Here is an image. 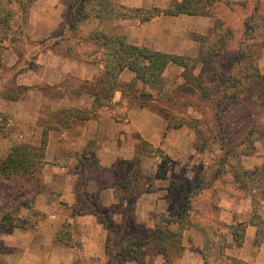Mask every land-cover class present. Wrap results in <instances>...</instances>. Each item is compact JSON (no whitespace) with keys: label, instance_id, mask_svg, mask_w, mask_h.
I'll return each mask as SVG.
<instances>
[{"label":"trees","instance_id":"trees-1","mask_svg":"<svg viewBox=\"0 0 264 264\" xmlns=\"http://www.w3.org/2000/svg\"><path fill=\"white\" fill-rule=\"evenodd\" d=\"M34 1L36 0H0V67L3 69L5 66L2 53L7 47L2 43L7 40L16 43L22 37H27L29 12ZM221 11L225 14H221ZM181 14L213 19L207 33L196 38L199 47L195 57L137 45L127 41L125 35L109 34L93 23L95 20L101 23L129 18H137L144 22L160 15ZM34 41L38 44L51 42L54 49L63 44L65 56L103 66V71L91 81L76 78L80 81L78 85H64L67 90L74 89L91 97L90 108L75 110V115L77 114L75 117L81 122L95 118L98 109L111 104L116 92H120L121 97L126 98L129 103L160 114L167 123L166 130L178 129L184 123L173 122V118H170L173 115L170 109L172 106L181 105L186 109L190 107L194 109L193 105L179 100L184 94L202 98L207 101L208 108H212L218 114L220 108L228 103L253 104L251 106L255 108L264 104V74L260 72L257 61V50L264 47V0H171L168 8L127 7L115 0H67L57 28L49 36ZM171 63L184 68L183 82L176 88H172L171 82L163 76L164 70ZM125 72L133 75L129 81L121 79ZM72 77L68 75L66 78ZM59 86L62 87L56 84L38 86L37 89L55 93ZM56 96L58 98L62 94ZM67 114L74 116L71 110ZM212 120L215 121V128H206L208 135L213 139H221L219 135L226 128V123L219 116ZM48 130H42L39 145L24 142L15 144L0 159V200L3 202L0 207V229L10 227L26 231L35 228L43 217L36 204L39 195L45 193L42 171ZM257 132L256 138L253 137L250 142L258 139L264 141V127L252 126L240 142L244 143V140ZM197 133L202 137L204 131L198 129ZM139 140L152 147L140 137ZM88 143V147L85 146L78 158L77 168L80 167V170L76 174L79 176L75 179V188L80 205L74 212L96 214L108 233L103 258L77 256L73 264H124L131 260L141 262L140 256L149 248L162 255L168 264H174L184 250V231L191 228L197 229L203 236L204 244L200 250L203 264H249L227 254V250L233 245L243 244L247 225L245 222L227 224L219 222L215 215L218 220L213 219V216L201 215L198 210L193 212L194 208H199L198 196L209 186L208 183L202 184V181L190 186L189 181L178 179L164 188L167 191V202L171 203L175 198V206L170 212L158 216L146 240L138 238L132 229L126 227L127 231L124 232L125 229H122L124 226L120 227V223L102 218L97 198L99 188L109 185L117 188L118 207L107 209L119 210L124 218L128 216L126 208L132 211L137 197L155 192L159 188L152 182L148 184L144 182L142 171L138 166H134L133 162L117 161L112 166H102L93 161L88 165V160L84 158L92 157L90 154L92 141ZM231 149L232 147L228 148L227 154L232 151ZM155 150L161 151L159 148ZM253 152L252 144L249 149L240 153L247 156ZM161 157L163 160L166 159L162 152ZM225 159L223 157V162ZM223 167L222 164L215 177L222 173L220 170ZM241 175L245 176L244 180L241 179ZM89 179H95L97 185V190L90 199L86 191ZM231 180L233 186L238 185L245 191L246 196H250L249 223L256 228L253 243L259 245L264 236V218L258 209L264 193L260 192L259 198L256 191H264V162L253 169L240 166L239 170L232 172ZM187 187L189 190L185 191ZM124 204L127 205L126 208ZM213 208V212L218 209L216 206ZM116 229L119 232H116ZM55 241L74 245L69 224H63ZM5 251L7 249L2 250Z\"/></svg>","mask_w":264,"mask_h":264},{"label":"rangeland","instance_id":"rangeland-1","mask_svg":"<svg viewBox=\"0 0 264 264\" xmlns=\"http://www.w3.org/2000/svg\"><path fill=\"white\" fill-rule=\"evenodd\" d=\"M66 1L67 0H56L57 5L60 7V17L65 8ZM115 1L119 4L125 3L127 7L130 6L128 3L132 2V0ZM221 14L225 13L221 11ZM49 18L51 17L49 16ZM209 22V19L206 17L189 15L182 16L178 19L159 17L147 23H140L137 18H129L124 21L121 19H113L101 23L95 20L93 23L109 34L125 35L127 41L131 43L147 46L150 49L166 53L195 57L199 47V41L198 39L196 40V38L207 33L208 29L212 26H209ZM26 34L27 37H22V39L16 43H11L8 40L2 43V45L7 48L2 53L5 68L3 69L0 67V159L5 156L15 144L24 142L36 146L39 145L43 129L50 130L66 128L68 132L71 133L70 136L68 135V138H73L75 134L73 126L76 125L75 123H81V121L75 117L77 115H75V110L90 108L91 97L84 93L81 94L74 89H65V84L76 86L80 82L76 78H83L77 74L73 75L70 72L64 74L63 69L68 68L75 73H86L90 71V69L96 67L99 71L96 72L92 79L103 71V66L101 64L86 63L65 56L63 44L57 49H54L51 46V42L43 44L36 43L34 40L39 39L31 38V35L28 32V27L26 29ZM257 61L260 72L264 74V47L258 48ZM183 70V67L172 63L164 70L163 76L171 82L172 88H176L178 84L183 82ZM52 73H55L53 76H55L56 73L62 75L59 82L54 84L47 82L46 75H51ZM68 75L73 77L67 79L66 77ZM132 76L131 73L125 72L121 75V79L122 81H129ZM55 79L57 78L55 77ZM92 79L84 78V80L89 81ZM56 84L62 85V87L59 86V89H57L55 93H49L46 90L43 91L37 89L38 86H54ZM20 87H26L29 89H21ZM53 94H62V96L57 98V96ZM27 100L31 102L30 108H28V106L27 108H22V106L20 107L18 105V102H25ZM179 100H181V102H188L187 104L193 105L194 109L191 107L186 109L181 105V107L172 106L170 108L173 112V115L170 117L173 118V122H184L182 127L178 129H170L175 130L172 133L173 135L170 140L171 143L169 142L167 134L160 139L159 144H152L143 139L137 132L130 133V136H127V133L125 134L121 132L120 136H117V144L116 142L114 144L106 142V150H113L117 146L125 147L126 144H129V146L133 148V158L125 162H133L134 166H138L140 171H142V179H144V182L147 184L152 182L159 189L165 190L164 188L171 185L172 181L178 179L189 181L190 186L198 184L200 181H202V184L204 185L208 183L209 186L205 188L197 198V206L199 208H194L193 212L198 210L201 215H205L206 217L213 216L214 219V215L218 213L217 209L213 212L214 206L217 207L218 205V208L227 211L233 204V214L236 216L240 214V218L243 217L242 215H247L246 198L250 199V196H246L245 191L240 189L238 185L233 186L231 174L234 170H239L240 166L245 168L243 162L245 163L253 156V158L260 156L259 152L264 149L263 140L258 139L253 143L250 142V139L253 137L256 138L258 132L247 140H244V143L240 142L250 127H264V104L262 107L255 108L251 106L253 104L241 103L238 105H232L228 103L220 108L218 114L215 113L216 111L212 108H208L207 101L202 100V98L200 99L199 97L196 98L194 95L184 94L180 96ZM130 106H136L142 113H144L140 114V117L141 121L146 122V124L149 117L153 120L156 119V122L158 121L163 122L165 125L167 124L160 114L151 111L146 107H140L132 102L129 103L126 98L123 99L121 97L120 92L115 93L111 104L101 107L96 113L98 116L100 110H105V112L110 111L112 117L117 122H122L127 119V108ZM31 108H34L35 112ZM69 110H71V113L74 116L67 114ZM33 116L37 118L36 125L39 129V142L38 140L36 141L34 134L33 136L29 135L33 131ZM215 116H219L226 123V128L223 130L222 134L219 135V138L221 139H213V137L208 135L206 130V128H215V121L212 120ZM25 117L29 118V122L23 120ZM150 123L151 122H149V124ZM198 129L204 131L202 137L197 133ZM139 137L142 140L149 142L152 147L142 143L141 140H139ZM103 143L105 142L97 143L96 140L92 141V144L90 143V154L92 157H89V159L84 158V160H88V165L92 164L93 161L98 163L95 157V151L99 149L102 151ZM88 144H86V146ZM252 144L254 146V152L251 155H247L249 156L247 159V156H242L240 152L249 149ZM231 147L232 151L227 154L228 148ZM155 148H159L161 151H156ZM168 148H170L169 152H171V155H168ZM72 151L73 149H71L70 152ZM161 152L166 159H162ZM180 152L184 153L180 155ZM67 154H69V151L64 152L65 157ZM171 157L175 158V160ZM223 157L226 158L224 162L222 160ZM81 163V165H83V162ZM222 164L224 166L220 170L222 173L215 177L217 170ZM126 167L128 168L129 166ZM44 176L45 172L43 167L42 180L45 184V193L40 194L38 200H42L50 193V187L46 183V177ZM78 176H75V179ZM241 179L244 180L245 176L241 175ZM186 190H189V187L185 188V191ZM260 192L264 193L263 190H257L256 195ZM230 193L234 195L231 196ZM260 195L261 194H259V198ZM175 200L176 199L173 198L170 203L171 210L175 206ZM263 201L264 198H260L258 209L260 213ZM2 203L3 202L0 200V207H2ZM161 213L166 212L156 213L154 222ZM261 215L264 218V214L261 213ZM219 222L226 223L225 221ZM3 229L4 228L0 229V251L5 249L3 239H1L3 236ZM122 229H125L124 232L127 231L125 227ZM119 231H121V229ZM119 231L116 229V232ZM132 231L138 238L143 240L149 238L147 235L149 232L146 224L138 228L135 225L133 226ZM194 246L195 243L192 242L191 246L187 248L193 249ZM185 248L186 247L184 246V249ZM6 249L8 252L11 250L17 251L16 248ZM14 255H16V253H13V256ZM156 255L157 254L154 250L149 248L140 256L141 262L137 263L161 264V259H158Z\"/></svg>","mask_w":264,"mask_h":264},{"label":"crops","instance_id":"crops-1","mask_svg":"<svg viewBox=\"0 0 264 264\" xmlns=\"http://www.w3.org/2000/svg\"><path fill=\"white\" fill-rule=\"evenodd\" d=\"M170 1L171 0H132V2L128 3V5H130L128 7L156 6L159 8H168ZM122 4L127 6L125 3ZM49 16L52 19L49 18ZM182 16L189 15H160L148 21H144L143 23L150 22L159 17L178 19ZM206 18L209 19V26H211L212 19L210 17ZM60 20V7L57 5L56 0H36L30 8L27 26L28 32L31 38L43 39L57 28ZM121 20L124 21L127 19ZM63 71L64 74L70 72L73 75L77 74L81 76L83 79H92L99 70L95 67L86 73H75L68 68L63 69ZM57 73L55 76H53L55 73L46 75L47 82L50 84L59 82L62 75H58ZM55 77L57 79H55ZM18 105L20 107L22 106V108H27V106L30 108L31 102L28 100L25 102H18ZM32 110L35 112L34 108ZM140 114L144 113H142L138 107L130 106L127 108V119L122 122H117L112 117L110 111L105 112V110H100L97 117L81 123H75L76 125L73 126V130H75L73 138H68V135L70 136L71 133H69L66 128L50 129L48 131L47 145L45 148L46 163L44 165V177H46V183L50 187V193L45 198H41L42 200H37L36 204L37 210L43 217L35 228L26 231H21L17 228L2 227L4 229L1 239H3L5 249L16 248L17 251H1L0 264H73L77 256L104 257L105 241L108 230L98 220L96 214H75L74 212L80 205L76 194L77 189L75 188V176L77 172H79L78 169L80 170V167L77 168L76 165L79 162V155L84 150L86 144L94 140H96L97 143L105 142L103 143L102 151L100 149L95 151V157L100 165L112 166L117 161L132 159L133 148L130 147L129 144H126L125 147L117 146L113 150H106L107 143L111 142V144H114L116 142L117 144V136H120L121 132L127 133V136H130V133L137 132L143 139L152 144H159L160 139L167 134L170 142L173 135L172 133L175 130H166V125L163 124V122H156V119L153 120L150 117L146 124V122L141 121ZM28 119V117H25L23 120L28 121ZM32 119L33 131L29 135L33 136L34 134L37 141L40 136L38 135L39 129L36 125L37 118L33 116ZM149 122L151 123L149 124ZM71 149H73L72 152H70ZM68 151L69 154L65 157L64 152ZM169 151L170 148H168L167 152L168 155H171ZM184 152H180L179 154L182 155ZM259 153L260 156L255 158H253V156L250 160H247L245 163L243 162L246 169L259 167L263 164L264 149ZM248 157L249 156H247V159ZM171 158L175 160V158ZM96 190L97 185L95 179H89L86 186L89 199ZM97 194L99 207L102 209V218L112 219L115 223H120V227L124 226L125 228L128 227L132 229L135 225L138 228L146 224L148 232L150 233L154 226L156 213H168L171 210L170 203L166 200V190L163 189H158L152 193H144L137 197L134 201L132 211H129L128 208H126L127 205L124 204L128 214L127 218H124L123 213L119 212V210L116 211L112 209L108 211L107 209L113 206L118 207L119 192L115 186L109 185L99 188ZM246 202L248 214L242 215L243 217L241 218L240 214L237 216L233 214V204L227 211L218 208V213L215 215L220 221H225L227 224H235L241 221L247 224L243 244L241 246L233 245L227 250V253L249 264H264V236L259 245H254L256 228L249 223V218L251 216V201L249 198H246ZM128 211L130 213H128ZM261 213H263L262 210ZM65 223L70 225L71 239L74 243L73 246L55 241V238L61 232L62 226ZM149 233L147 234L148 237ZM183 236V244L186 248L184 249L183 255L175 264H203L200 254V250L203 246V236L201 233L197 229L191 228L186 229ZM192 242L195 243L193 249L187 248L191 246ZM13 253H16V255L13 256ZM156 257L161 259V264H168L165 262L162 255L157 254ZM124 264L138 263L131 260Z\"/></svg>","mask_w":264,"mask_h":264},{"label":"built area","instance_id":"built-area-1","mask_svg":"<svg viewBox=\"0 0 264 264\" xmlns=\"http://www.w3.org/2000/svg\"><path fill=\"white\" fill-rule=\"evenodd\" d=\"M263 204H262V206H261V210H262V212L264 213V201L262 202Z\"/></svg>","mask_w":264,"mask_h":264}]
</instances>
